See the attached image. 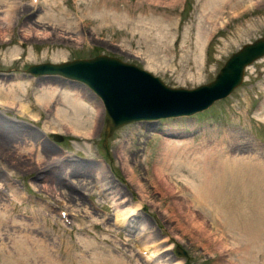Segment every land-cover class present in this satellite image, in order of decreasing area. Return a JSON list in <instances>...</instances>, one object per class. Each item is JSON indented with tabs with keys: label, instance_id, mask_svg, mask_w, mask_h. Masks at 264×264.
I'll list each match as a JSON object with an SVG mask.
<instances>
[{
	"label": "rangeland",
	"instance_id": "374dc122",
	"mask_svg": "<svg viewBox=\"0 0 264 264\" xmlns=\"http://www.w3.org/2000/svg\"><path fill=\"white\" fill-rule=\"evenodd\" d=\"M205 1L1 0L0 88L12 86L17 104L8 106L0 97V134L21 149L32 171L0 155V210L9 212L8 225L28 226L30 234L50 242L59 262L96 264L89 250L81 256V241L90 240L97 252L114 253L124 264H264V57L246 68L238 88L208 109L126 124L112 133L107 147L105 111L90 89L61 76L28 72L34 64L103 54L135 64L170 87L206 84L232 53L264 37V0H243L232 10L204 8ZM11 7L21 10L6 29L5 12ZM45 87L57 93L47 108L34 100ZM64 95H83L81 114L95 120L92 129L79 128L74 118L68 126L57 122V109L70 110ZM45 144L56 160L35 170ZM197 159L199 178L186 169ZM184 179L197 187L202 200H216L227 226L244 229L232 236L194 235L191 221L201 211ZM108 186L121 196L114 198L110 189L105 191ZM87 216L99 223L91 226ZM199 218V224L209 225ZM82 225L89 229L81 230ZM0 234V264H15V230L5 227ZM176 246L186 256L178 257Z\"/></svg>",
	"mask_w": 264,
	"mask_h": 264
},
{
	"label": "water",
	"instance_id": "95a60500",
	"mask_svg": "<svg viewBox=\"0 0 264 264\" xmlns=\"http://www.w3.org/2000/svg\"><path fill=\"white\" fill-rule=\"evenodd\" d=\"M264 57V37L242 45L232 53L215 78L192 89L170 87L159 77L131 63L108 55L61 63L31 65L34 75L61 76L79 82L96 96L105 111L104 146L112 133L129 123L189 116L228 97L245 77V70ZM56 140H61L58 135ZM178 257L186 256L179 246Z\"/></svg>",
	"mask_w": 264,
	"mask_h": 264
},
{
	"label": "bare ground",
	"instance_id": "6f19581e",
	"mask_svg": "<svg viewBox=\"0 0 264 264\" xmlns=\"http://www.w3.org/2000/svg\"><path fill=\"white\" fill-rule=\"evenodd\" d=\"M240 1H243V0H206L205 1V5H204V8L205 7H208V8H210V7H229V8H231V10H232V8H235L236 6H238V4H239V2ZM247 1H252V0H244V2H247ZM0 2H1V0H0ZM243 3V2H242ZM257 3V2H256ZM263 3V2H262ZM261 3V4H262ZM258 4V3H257ZM38 5H39V3H38ZM246 5V4H245ZM33 6V5H32ZM248 6H250V5H248ZM217 8V9H218ZM207 9V8H206ZM205 9V10H206ZM222 9V8H221ZM220 9V10H221ZM240 9V8H239ZM21 9H17V8H13V7H11L10 8V10H6V12H5V14H6V16H5V18H4V23H5V28L8 26L7 24V22H10L9 20H13V18H14V13L16 12V11H20ZM208 10V9H207ZM211 10H213V9H211ZM225 10V9H224ZM231 10H229V11H231ZM217 11H219V10H217ZM222 11V10H221ZM214 12V11H213ZM220 12V11H219ZM209 13H210V11H209ZM218 13V12H217ZM220 13H222V12H220ZM219 13V14H220ZM213 14H215V16H217L216 15V13L214 12ZM211 15V14H210ZM209 15V17H211ZM233 15H236V14H233ZM220 15H218V17H219ZM212 18V17H211ZM216 19V18H215ZM209 20H211V19H209ZM217 20V19H216ZM211 22H213V21H211ZM218 23V22H217ZM215 24V23H214ZM250 26H251V24H250ZM251 27H253V26H251ZM7 29V28H6ZM2 31V28L0 27V32ZM18 51V50H17ZM1 86V85H0ZM23 88V87H22ZM15 89H18V88H15ZM20 91H21V89H20ZM22 91L24 92V89H22ZM19 93V92H18ZM20 93H22V92H20ZM42 93V92H41ZM62 93V92H61ZM55 94H57L56 93V89L55 88H50V89H46V87H45V90L43 91V94H41L40 96H38L37 97V99H34V100H37V102L38 103H42L43 104V106H44V108H47V107H49L50 105V100L53 98V96L55 95ZM19 95V94H18ZM22 95V94H21ZM63 95V94H62ZM20 96V95H19ZM0 97H2L4 100V103L5 104H7L8 106H12L13 104H17L16 103V100H17V95H16V93H15V90L12 88V86H10V87H8L7 88V90H5L4 89V92L1 90V88H0ZM64 97H65V99L67 98V101L65 100V104L66 105H68L69 106V108H70V110H67L66 111V109H64V108H66L65 106H64V108L63 109H57V111H56V113H55V115H56V119H57V122H59L61 125H64V126H66L67 124H70V123H72L73 121H71L73 118H74V122L76 123V125H78V127L79 128H84L86 131H88L89 129H92V123H93V120H90V117H89V120H86V118H85V115L84 114H81V112H82V107H80L81 105L79 104V103H81V102H83V100H81V99H83V95L81 96V97H79L78 99H76V97H72V96H70V97H68V96H65L64 95ZM63 97V98H64ZM55 98V97H54ZM62 98V99H63ZM21 99V98H20ZM19 99V100H20ZM71 99H73V101H71ZM64 101V100H63ZM18 102H20V101H18ZM55 102V101H54ZM3 104V103H2ZM21 105H22V102L20 103ZM19 104V105H20ZM40 104H38V105H40ZM55 104V103H54ZM82 104V103H81ZM61 105V104H60ZM83 105V104H82ZM43 106H41V107H43ZM56 106V105H55ZM67 106V107H68ZM18 107V106H17ZM63 107V106H62ZM16 108V107H15ZM32 108V107H31ZM4 109V108H3ZM6 110H7V108H5ZM26 111V110H25ZM50 111V110H49ZM89 113V112H88ZM91 113H93V112H91ZM72 116V117H71ZM89 116V115H88ZM87 116V117H88ZM93 117V116H92ZM70 118H72V119H70ZM95 121V120H94ZM68 126V125H67ZM9 127V126H8ZM27 131V130H26ZM1 133V132H0ZM8 133V132H7ZM8 135V134H7ZM19 139V138H18ZM25 139V138H24ZM19 141V140H18ZM40 141V140H39ZM12 141H10V139H8V138H5V137H1V134H0V155H1V157H4L5 158V161H6V159L7 160H10L11 161V163H14V165H17V166H23V167H28V165L25 163V159L23 160V155H22V153L19 151V150H21V149H19V150H17L15 147H16V144H14L15 145V147H14V145L11 143ZM25 142V141H24ZM22 145V144H21ZM24 145V144H23ZM51 152H52V147L50 146V145H48V144H45V147H44V151L42 152V154H39L38 155V158H37V166L35 167V170H41V169H46L47 167H49L50 165H51V163L52 162H54L53 160H56V158H53L52 156H51ZM30 153V152H29ZM25 154V153H24ZM26 156V155H25ZM29 156V155H28ZM27 157V156H26ZM61 157V156H60ZM25 158V157H24ZM212 159V158H211ZM180 162V161H179ZM198 162H199V160L197 159V160H195L194 162H190L189 164V167L187 166V173H190L191 175H194V176H197L196 174L199 172L198 170V167H195V166H198ZM209 162V161H208ZM53 164V163H52ZM29 168V170L30 171H32V169H30V167H28ZM27 168V169H28ZM98 169V168H97ZM88 170V169H87ZM162 170V169H161ZM161 170H159V172L161 171ZM48 171V170H47ZM163 171V170H162ZM161 171V172H162ZM161 172H160V174H161ZM206 173L204 170H202V173ZM97 174V173H96ZM102 175V174H101ZM207 175V174H206ZM99 176V175H98ZM160 176H162V175H160ZM181 176V175H180ZM193 176V177H194ZM201 176V175H200ZM199 176V177H200ZM47 177H49L48 175H47ZM164 177V176H163ZM163 177H161V179L163 178ZM182 177V176H181ZM192 177V178H193ZM198 177V176H197ZM198 177V178H199ZM65 178V177H64ZM135 178V177H134ZM101 179V178H100ZM180 179V178H179ZM182 179V178H181ZM197 179V178H196ZM201 179H202V177H201ZM51 180V179H50ZM95 181H99V178H95ZM101 181H102V179H101ZM184 181H186V184H188V187L190 188V190L192 189L193 191H194V193L192 194L193 196H192V203H193V205L196 207V209L198 208L199 209V211H201V215L200 214H198V215H196V217H197V220L195 219L194 220V222L193 221H191L192 223V230H191V232H193L194 233V235H195V233L196 234H198V235H200V237H201V235H204V237L205 236H208V235H211V234H218L219 236H221V237H223V236H227V235H230V236H232V235H237V234H239L240 233V231L241 230H243L244 229V227L243 226H238V227H236L235 228V230H236V232L235 231H233V229H231V226H227L226 225V222H225V220H224V218H223V216H222V213L220 212V211H218V205H217V202H216V200L214 199H212V198H210V197H207V198H203V200L200 198V197H198L197 195H198V192L196 191V193H197V195H196V193H195V188L197 189V187H195L194 185H192V183H191V181L190 180H185L184 179ZM52 182V181H51ZM193 182V181H192ZM199 182V181H198ZM103 183H104V181H103ZM170 184L169 185H171L172 183L171 182H169ZM184 183V182H183ZM153 184V183H152ZM194 184V183H193ZM53 185V184H52ZM102 185V184H101ZM100 185V186H101ZM106 185V184H105ZM98 186H99V184H98ZM103 186V185H102ZM14 187V186H13ZM104 187V186H103ZM109 187V186H108ZM49 188H51V186L49 187ZM53 188V187H52ZM102 188V187H101ZM12 189H14V188H11V190ZM108 189H110V192L109 193H111L112 194V196L115 198V196L116 195H119V196H121V192H120V190H118L116 187H114V186H112V187H109V188H106L105 187V191H108ZM188 189V188H187ZM50 190V189H49ZM60 190V189H59ZM191 190V191H192ZM60 191H62V189L60 190ZM102 191V190H101ZM189 192V191H188ZM110 194V195H111ZM183 194H184V192H183ZM187 194V193H186ZM16 196V195H15ZM118 196V197H119ZM12 197V196H11ZM21 197H23V196H20V198ZM64 198H66L68 201H70V202H72V203H77L76 201H75V196L74 195H72V194H70V193H65L64 194V196H63ZM110 197V196H109ZM213 197V196H212ZM25 198V197H24ZM181 199V198H180ZM183 199H184V195H183ZM113 200V199H112ZM187 200V199H186ZM185 200V201H186ZM17 201V200H16ZM21 202V201H20ZM115 202V201H114ZM182 202H183V200H182ZM46 203V202H45ZM20 204V203H19ZM47 204V203H46ZM75 205V204H74ZM78 205V204H77ZM185 205V204H184ZM41 206V205H40ZM118 206V205H117ZM40 209V208H39ZM119 209V208H118ZM188 209V208H187ZM194 210V209H193ZM4 211V210H3ZM3 211L2 210H0V229L1 230H4L5 229V227L6 228H9L10 230H11V228H13L14 230H15V235L13 234V235H11V236H13L12 237V240H13V250L12 251H14V256H13V261H15V264H28V263H26V259L28 260V261H31L32 262V264H70L69 262L67 263V262H59L58 261V259H57V253L54 251L55 250V248H52V246H50L49 245V243H47L43 238H41V237H37V236H34L33 234H30V232H29V230H30V227H28V226H22V225H20V224H17V223H13L12 222V224H10V225H8V222L6 221L7 220V218L10 216L9 215V212L7 211L6 213H5V215L3 214ZM11 211V210H10ZM60 212V211H59ZM131 212V211H130ZM171 212V211H170ZM40 213H43V212H41L40 211ZM40 213H38V214H40ZM119 213V212H118ZM132 213V212H131ZM93 214V213H92ZM122 216H123V218L126 220V214L127 213H125V212H123V210H122ZM94 215V214H93ZM130 215V214H129ZM186 215V214H185ZM189 215V214H188ZM62 216V215H61ZM92 216V215H91ZM192 216H193V214H192ZM38 217V216H37ZM64 217V216H63ZM90 217V216H89ZM184 217V216H183ZM199 217H202V218H205V219H203V220H205L207 223L209 222V225H204V224H199V221H201V218H199ZM136 218V217H135ZM194 218V217H193ZM86 220V218L85 217H82V220ZM89 219V220H88ZM92 219V218H91ZM103 219H105V218H103ZM187 219V218H186ZM200 219V220H199ZM124 220V221H125ZM127 220H130V219H127ZM126 220V221H127ZM185 220V219H184ZM14 221V220H13ZM81 221V220H80ZM87 221H91L90 220V218H88V216H87ZM187 221H188V219H187ZM204 221V222H205ZM82 222V221H81ZM203 222V223H204ZM9 223H10V221H9ZM35 223L36 222H33V224L35 225ZM99 222L98 221H91L90 222V224H91V226H95V225H97ZM139 223V222H138ZM185 223V222H184ZM31 224V223H30ZM131 224V223H130ZM181 224V223H180ZM103 225H105L104 223H103ZM124 225H125V223H124ZM206 226H208V228H206ZM38 227V226H37ZM40 227V226H39ZM79 227V226H78ZM78 227H76V228H78ZM35 228H36V226H35ZM91 228V227H90ZM145 229L147 228V226L146 227H144ZM190 228V227H189ZM81 230H83V231H87V229H89L88 228V225H82V227L80 228ZM141 229H143L142 227H141ZM35 230V229H34ZM8 231V230H7ZM36 233H37V231H36ZM85 233V232H84ZM140 233V232H139ZM138 233V234H139ZM5 234V233H4ZM4 234H0V237L1 236H4ZM148 234V233H147ZM193 235V234H192ZM11 236H8V237H11ZM229 236V237H230ZM216 238H217V236H216ZM215 238V239H216ZM220 238V237H219ZM225 238V237H224ZM11 239V238H10ZM139 239V238H138ZM212 239V238H211ZM213 239H214V237H213ZM47 240V239H46ZM143 241H145V240H143ZM12 242V241H11ZM82 242V245H81V247H82V252H81V256L83 257L84 256V254L86 255V253H87V251L89 250V252L90 251H93V254H94V256L95 257H92L91 255H90V253L88 252V257H90V259L92 260H94L95 261V263L96 264H124V262L122 261V259L120 258V257H118V256H115V255H113V254H111L109 251H107V250H104V251H106V253H100V252H97L98 250H96L97 248H96V245H95V242H91L90 240H82L81 241ZM79 243V242H78ZM145 243V242H144ZM143 243V244H144ZM75 244V243H74ZM114 245V244H113ZM145 246H146V244H144ZM79 246V245H78ZM75 247V246H74ZM73 247V248H74ZM147 247V246H146ZM66 248H67V246H65L64 247V253H67V251H66ZM153 248V247H152ZM99 249H100V247H99ZM145 249L146 248H141L140 247V250L143 252V251H145ZM155 250V249H154ZM154 250H153V252H154ZM260 250V249H259ZM259 250H258V252H259ZM262 250V249H261ZM260 250V251H261ZM147 251V250H146ZM145 251V252H146ZM0 252H2V251H0ZM152 252V251H151ZM152 252V253H153ZM258 252H257V254L256 255H258ZM7 253H9V254H7ZM74 253H76V252H74ZM147 253V252H146ZM152 253H151V256H152ZM254 253V252H253ZM149 254H150V252H149ZM149 254H147L146 255V260L149 262V259H150V257H149ZM9 255H11L10 254V252L9 251H7L6 252V257L5 258H9L10 256ZM13 255V254H12ZM262 255V254H261ZM60 256V255H59ZM92 257V258H91ZM243 257V256H242ZM246 257V256H245ZM256 257V256H255ZM131 258V257H130ZM129 258V259H130ZM241 258V257H240ZM244 258V257H243ZM261 258H264V256L263 257H261ZM153 259V258H152ZM237 259H239V257L237 258ZM249 259V258H248ZM252 259V258H251ZM258 259V258H257ZM138 260V259H137ZM7 261V260H6ZM10 261V260H9ZM27 261V262H28ZM145 261V260H144ZM146 261V262H147ZM151 261V260H150ZM244 260L242 259V262H243ZM136 262V261H135ZM239 262V261H238ZM247 262V261H246ZM130 263V262H129ZM152 263H153V261H152ZM142 264H145L143 261H142ZM172 264V263H171ZM173 264H179V262L178 261H176V262H174Z\"/></svg>",
	"mask_w": 264,
	"mask_h": 264
}]
</instances>
